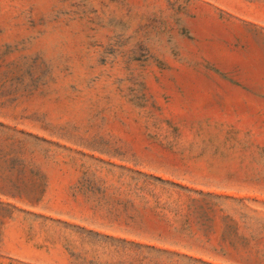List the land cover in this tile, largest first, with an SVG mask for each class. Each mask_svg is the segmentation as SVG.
Wrapping results in <instances>:
<instances>
[{"label": "rangeland", "instance_id": "374dc122", "mask_svg": "<svg viewBox=\"0 0 264 264\" xmlns=\"http://www.w3.org/2000/svg\"><path fill=\"white\" fill-rule=\"evenodd\" d=\"M0 264H264V0H0Z\"/></svg>", "mask_w": 264, "mask_h": 264}]
</instances>
